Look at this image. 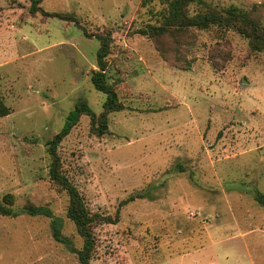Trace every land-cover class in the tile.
Segmentation results:
<instances>
[{
    "label": "rangeland",
    "instance_id": "1",
    "mask_svg": "<svg viewBox=\"0 0 264 264\" xmlns=\"http://www.w3.org/2000/svg\"><path fill=\"white\" fill-rule=\"evenodd\" d=\"M204 1L264 25V0ZM31 4L0 0V92L12 109L0 118V200L14 194L18 213L0 214V264H81L54 234L83 246L69 194L50 179L48 141L77 103L104 110L92 82L101 33L124 109L102 136L83 114L58 147L90 211L112 218L94 228L92 262L264 264V50L234 29H193L180 37L183 69L138 31L160 22L161 0H43L35 14ZM31 204L53 217L24 213Z\"/></svg>",
    "mask_w": 264,
    "mask_h": 264
},
{
    "label": "trees",
    "instance_id": "2",
    "mask_svg": "<svg viewBox=\"0 0 264 264\" xmlns=\"http://www.w3.org/2000/svg\"><path fill=\"white\" fill-rule=\"evenodd\" d=\"M42 1L32 0V13L43 11L40 6ZM161 1L165 7L159 13L161 16L160 22L158 24H149L138 31L153 38L157 48L166 58L172 55L175 57V63L180 64L183 62L184 64H181L183 69H189L192 60H188L185 56H183L184 58L182 56L178 57L182 53V48L180 47L183 46L180 37L190 33L193 29H210L214 26L222 30L234 29L249 40L253 51L264 50V25L256 20L249 11H244L236 6H230L218 11L211 8L204 0ZM192 3H197L200 6L194 13L190 9ZM85 33L89 36L93 35L88 33L87 30H85ZM97 38L101 40V46L97 52L98 69L92 70V82L98 90L107 95V99L104 102V110L97 115L86 101L77 103L75 108L69 112L63 128L48 141V151L52 159L49 171L50 179L69 194L67 216L75 223L78 233L84 239L83 246L81 249L75 248L70 239L62 235L60 226H55L54 234L56 239L68 244L78 254L81 264H94L91 260L96 248L94 228L99 222L110 221L112 218L99 212L93 213L90 211L84 196L63 171L58 147L74 126L77 125L83 114L91 116L92 130L98 136H102L109 132V113L124 109V103L121 101L115 85L110 83L108 78L109 61L107 58L112 51V35L111 33H101L97 34ZM167 40H172L174 46H169ZM214 64L217 65L216 60H214ZM11 112V107L6 104L0 92V118L8 116ZM256 199L260 204L264 205L263 193H258ZM14 203V194L8 193L4 195L2 201L0 200V214L17 216L18 213L15 208L10 206ZM24 213L53 217V212L49 207L32 204L25 206Z\"/></svg>",
    "mask_w": 264,
    "mask_h": 264
}]
</instances>
